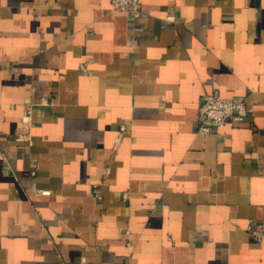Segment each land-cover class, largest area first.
I'll return each instance as SVG.
<instances>
[{
    "label": "crops",
    "instance_id": "crops-1",
    "mask_svg": "<svg viewBox=\"0 0 264 264\" xmlns=\"http://www.w3.org/2000/svg\"><path fill=\"white\" fill-rule=\"evenodd\" d=\"M141 5L0 0V264H264V0Z\"/></svg>",
    "mask_w": 264,
    "mask_h": 264
},
{
    "label": "built area",
    "instance_id": "built-area-1",
    "mask_svg": "<svg viewBox=\"0 0 264 264\" xmlns=\"http://www.w3.org/2000/svg\"><path fill=\"white\" fill-rule=\"evenodd\" d=\"M110 2L113 8L123 10L135 19L143 15L141 0H110ZM88 61V57H86L80 64L82 69H87ZM199 110L200 119L197 131L205 133L221 128L228 119H242L243 114L249 112L250 108L242 99L222 97L215 87L212 92L202 96ZM35 172L33 167L31 174H35ZM47 192L48 190H41V193ZM95 195L97 198L101 197L100 193L96 191ZM122 197L126 199L127 192H123ZM247 230L256 239L261 240L264 238V219L258 222L249 221Z\"/></svg>",
    "mask_w": 264,
    "mask_h": 264
}]
</instances>
